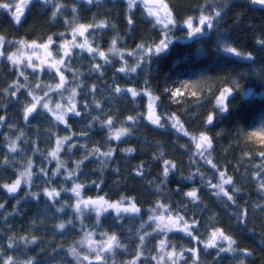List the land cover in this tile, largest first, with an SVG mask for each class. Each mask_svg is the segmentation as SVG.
<instances>
[{
    "label": "trees",
    "instance_id": "obj_1",
    "mask_svg": "<svg viewBox=\"0 0 264 264\" xmlns=\"http://www.w3.org/2000/svg\"><path fill=\"white\" fill-rule=\"evenodd\" d=\"M0 2H18L0 8L5 39L51 43L60 54L73 27L86 25L100 50L91 56L76 49L62 69L70 81L65 91L75 99L66 114L52 106L64 90L51 98L54 110L39 106L28 113L33 91L44 94L60 76L48 66L12 65L0 52V256L8 264H74L73 249L91 229L117 235L134 255L138 218L127 208L145 217L162 204L186 219L165 238L186 255L181 264H264L262 6L164 0L173 23H158L141 0L131 7L129 0ZM216 11L221 17L211 28L200 24L202 15ZM189 19L201 33L190 34ZM164 39L167 46L157 51ZM228 46L240 55L225 51ZM176 87L181 91L174 94ZM121 129L127 132L116 139ZM202 135L211 142L206 151L197 147ZM220 173L232 180L226 185L231 200L215 191ZM17 180V191L9 193L4 185ZM73 185L103 213L78 207ZM53 190L58 195L49 197ZM193 191L195 197L187 195ZM213 229L226 233L235 251L201 244ZM159 238L150 233L143 242L149 257Z\"/></svg>",
    "mask_w": 264,
    "mask_h": 264
},
{
    "label": "rangeland",
    "instance_id": "obj_2",
    "mask_svg": "<svg viewBox=\"0 0 264 264\" xmlns=\"http://www.w3.org/2000/svg\"><path fill=\"white\" fill-rule=\"evenodd\" d=\"M140 0H135L136 2H139ZM142 1V0H141ZM18 2H9V3H4V2H0V5L3 4H7L9 5V7L7 9L2 8V10H9L13 4H17ZM134 3V4H135ZM145 6V5H144ZM147 13L149 14V10H152L153 12H156L159 17L161 19L164 18L165 13L163 11V9L160 6H156V5H147L145 6ZM152 17H154L157 20V17L154 15H150ZM80 25H76L75 27H73V29L69 32L68 36H66L65 41L60 45V50L61 53L57 54V52H55V50H52L53 55L49 54L46 56V58H42L41 54L44 51L45 53H48V51L40 49V48H35L33 46L32 43H29L25 40H8L5 39L3 36L0 35V40H2V42H0V52L1 53H6L7 55V59L8 56H13L14 60L16 62H13V60H9V62L12 65H36L39 67H47L48 68H53V71H55L59 76H60V81L56 83V85H52L51 87L45 89L46 91H44V94H41L38 90L37 91H33L32 93V98H33V105L38 108L40 107H44L47 110H54L53 107H55V110H57L58 112H61L63 114H66L70 111H68L69 108H75L74 107V93L71 92H67L65 91L66 87H67V83H69V79L66 75V73L63 74L64 72V67H66V63H68V60L70 58V55L73 53L74 50L78 49L80 51H84V52H88L91 56L92 55H96V52H99L100 50L98 49V47L93 44L91 37L89 35V27H87V30L84 31L83 35L78 34V32L75 31V29H77ZM86 26V25H84ZM163 41H165V43L167 44L168 41L167 39H164ZM85 45V47H79L78 45ZM161 45V42L159 44V46ZM158 46V47H159ZM88 47H91L94 51L89 52L88 51ZM54 48V47H53ZM145 48V46H144ZM35 51H37V54L34 53ZM34 53V57L32 56ZM67 53V54H66ZM29 56H32L31 58H29ZM38 56V58H37ZM45 59H48V62H45ZM121 64H125V61L123 59L120 60ZM126 65V64H125ZM63 69V72H62ZM63 78V79H62ZM65 91L64 94H62V99H59L56 101V105L50 106V101L51 98L55 97L56 95H54L56 92L61 94V91ZM41 91V89H40ZM181 91V89L179 87H176L173 90L174 94H177ZM64 95V96H63ZM44 105H47V107H45ZM59 106V107H58ZM151 116L152 118L156 117V113L154 111L151 112ZM204 142L201 141V144H203ZM201 150H203L201 148ZM26 173H31L30 170H26V172L24 173V175H28ZM25 179V178H24ZM25 180H29V176L26 177ZM223 180H226V178L223 176V179L221 178V173L218 175V177L216 178V183L213 185L215 188L216 192H221L220 190V185L223 186L224 191L226 192V185L225 183H223ZM79 186V187H77ZM73 189L79 190L80 193L77 195V193H75L74 195L77 196L76 200H75V204H77L78 207H83L86 208L88 210H91L93 212H98V214H102L103 210L100 207L98 208V205L96 204V201H92L89 198H85L84 194L82 193L81 189L82 187L80 185H73L72 187H70V190L73 191ZM82 198H85V200L83 201ZM91 201L92 203H86ZM82 202L83 205H82ZM90 206V207H89ZM88 207V208H87ZM129 208V207H128ZM128 212H131L130 214V218H134L137 219V223L134 226V230L132 231L134 235H137V241L139 242L140 245H142L141 242H144L147 238V236L152 233V234H159L160 238L157 240V252H155L153 255H150V257H148L149 259L152 260L153 264H172V262L176 261L177 259H180L181 257H184V253L180 250L178 251H174L172 249V247H169L166 243L165 239L166 236L168 235V233H170L171 231H173V229H175L173 226L169 225L166 221H165V217L168 216V214L170 212H173V214L175 215H179L182 218V224L186 223V219H184V216L180 213H175L174 210H172L170 208L169 205L167 204H162L161 206L156 207L153 211V214L151 215H146L145 217H140L139 212H137L136 214L134 213V211H132V209H128ZM80 211V210H79ZM150 225V227H149ZM217 229H213L209 234L208 238L205 239L204 244L208 245L212 234L214 232H217ZM131 232V233H132ZM219 233V231H218ZM219 235V234H218ZM116 237L115 241H111L110 237ZM132 237V236H131ZM141 237H143V240H141ZM224 237H226V233L221 237H217L215 240V246L216 248H218V250L220 252H232V251H228L226 249L229 248V240L225 239ZM231 240V239H230ZM232 241V240H231ZM108 242H112V244L114 245V248L112 249V251H110L108 253V255H114L115 251H117V253L119 252H124L125 251V243H123L115 234H110L107 233L106 231L103 230H95V229H91V230H87L86 232H84L81 241H79L78 243V247L77 249H73V253L74 256H77L78 259V263L79 264H85V260H84V256H94L95 254H97L98 249H100L102 246H104L106 243ZM163 242V243H162ZM233 243L231 244V248H233ZM221 249H225L224 251H222ZM186 256V255H185ZM194 262H192L193 264Z\"/></svg>",
    "mask_w": 264,
    "mask_h": 264
},
{
    "label": "snow or ice",
    "instance_id": "obj_3",
    "mask_svg": "<svg viewBox=\"0 0 264 264\" xmlns=\"http://www.w3.org/2000/svg\"><path fill=\"white\" fill-rule=\"evenodd\" d=\"M26 2H27V0H22V3H26ZM87 2H88L89 4H91V3H93V0H87ZM252 2H253V3H258V4H261V5H264V0H252ZM134 3H135V0H129V6H130V7H131ZM145 3H147V0H145ZM0 7H3V8H5V9H7V8L9 7V5H7V4H3V5H0ZM160 7L163 9V11H164V13H165V16H164L163 19H161V18L159 17V15H158L156 12H153L152 10H149V15H154V16H156V17H157V22H158V23H164L165 20L167 21V23H173V20H172V13H171L170 10H168V6H167L166 4H162V3H161ZM21 15H22V12L20 11V5H17V14H15V22H16V23H20ZM219 17H221V13H220L219 11H216L215 14H214V16H203V15H202V16L200 17L199 22H200L201 25H205V24H206L207 27L211 28V27H212V22H213V20H215L216 18H219ZM128 23H129V24L132 23V19H131V18L128 19ZM186 24H187L188 28L191 29L190 34H197V33H201V32H202V28H201V27H193V24H192V20H191V19H189L188 21H186ZM103 26H105V25H100V27H103ZM87 27H91V26L80 25L77 29H75V31L78 32V34L83 35L84 31L87 30ZM0 42H2V40H0ZM115 43H116V42L113 41V44H115ZM260 43L264 44V41H260ZM78 46H79V47H82V48L85 47V45H83V44L78 45ZM166 46H167V45H166L165 41H161V45L157 48V51H162L163 48L166 47ZM44 47H46V45H45ZM141 47H142V46H141ZM224 50L227 51V52H230V53L236 54V55H240V53L237 51V49H235V48H233V47H230V46L226 47ZM88 51H89V52H92V51H94V50H93L91 47H88ZM149 51H150V50H149ZM66 54H67V53H66ZM99 55H100L101 57H104V53H103V52L99 53ZM104 58L107 59V57H104ZM248 58H251V56L249 55ZM8 59H9V60H13V62H16V61L14 60V57H13V56H8ZM98 67H99V66H97V68H98ZM135 70H136L135 68H132V69H131V71H133V72H134ZM120 71H124V69L121 68ZM21 74H22V73H21ZM62 79H63V78H62ZM116 91H117V92H120L121 89H120V88H116ZM128 91H131L132 94H133V96L137 95V93H136L135 91L131 90V89H129ZM13 94H14V93H13ZM218 103H219L220 106H221V111H225L226 109L223 107V94H222L220 100L218 101ZM44 106L47 107V105H44ZM58 107H59V106H58ZM34 110H35V106L33 105V107H30V108L27 109V112L30 113V112H32V111H34ZM68 111H73V109H72V108H69ZM76 114L79 115V113H76ZM0 119H3V117H0ZM57 119H61V120H62L63 117H62V116H58ZM128 119H129V120H133V117H129ZM157 122H158V121H155V120L153 121V123H157ZM207 122H208L209 124H211V123L213 122V117H212V116H209ZM107 123H108L109 125H111L112 121L109 120V121H107ZM174 126H175V125H174ZM126 132H127V129H121L120 132L116 135V139H119V138H120V135H122V134H124V133H126ZM200 140L203 141L204 143H203V144L198 143V144H197V147H198V148H202L204 151H206L208 148H211V142H210V140L208 139V137L202 135V136L200 137ZM12 150L15 151V148L13 147ZM53 155H55V153H53ZM106 155H111V153H110V152H109V153H106ZM262 155H264V154H262ZM208 162L211 163V161H208ZM166 163H167V162H166ZM213 166H214V165H213ZM173 167H174V166H173ZM26 174L30 175V173H26ZM165 174H167V168L165 169ZM221 178L223 179V173L221 174ZM20 182H21L20 180H17V181H15V182H14L13 184H11V185H4V187L7 189V191H8L9 193H15V192L17 191L19 185H20ZM223 183H225V184H230V183H232V180H231V178H228V179H226V180H223ZM77 187H79V186H77ZM219 187H220L221 192H224V195L228 196V199L231 200V199H232V196L229 195L227 192L224 191L223 186L220 185ZM262 187H264V185H262ZM73 191H76V189H73ZM54 194H55V195H58V193H55L54 190H53V191H50V192L47 193V195H48L49 197H52ZM78 194H79V193L77 192V195H78ZM187 195L190 196V197H195V196H196V193L193 191V192H189V193H187ZM102 199H103V198H101V200H102ZM86 203H92V202L89 201V202H86ZM0 207H3V205H0ZM132 211H137V209L133 208ZM181 219H182V218H181ZM60 227L63 228L64 225L62 224V225H60ZM218 234H219L220 236H223V233H218V231H217V232H214V233L212 234L211 240H210V242H209V246H210V247L215 246L214 243H212V242L216 240ZM224 238L229 240V248L226 249V250H228V251H235V249H232V248H231V244L234 243V241H231L230 238H228V237H224ZM110 240H111V241H115V240H116V237H115V236L110 237ZM141 240H143V237H141ZM162 243H163V242H162ZM108 247L110 248V247H111V244H109ZM221 250L224 251L225 249H221ZM190 251H195V249H190ZM97 258L100 259V257H97ZM85 259H87V257H85ZM5 264H8V262H5ZM29 264H30V262H29Z\"/></svg>",
    "mask_w": 264,
    "mask_h": 264
},
{
    "label": "flooded vegetation",
    "instance_id": "obj_4",
    "mask_svg": "<svg viewBox=\"0 0 264 264\" xmlns=\"http://www.w3.org/2000/svg\"><path fill=\"white\" fill-rule=\"evenodd\" d=\"M19 3H20V1H19ZM65 39H66V37L63 39L62 43L65 41ZM29 43H32L33 46L35 48H37V49L40 48V49H42V51L43 50L48 51V53H45L43 51L42 54H41L40 59L46 58V56L49 54V51H50V54L53 55V52H52L53 46L51 45V43H46V44L41 43L40 44V43H37V42H31V41ZM45 45H46V47H44ZM34 53L37 54V51H35ZM34 53L32 55L33 57H34ZM32 56H29V58H31ZM37 58H38V56H37ZM45 62H48V59H45ZM82 200L84 201L85 198H82ZM83 203L84 202H82V205H83ZM170 213H173V212H170ZM179 217H180V223L178 225L169 224V225H171V226H173L175 228L173 230H178V229H181V228H184L185 227V223L182 224L181 216H179ZM165 221H166V217H165ZM217 237H220V235H217ZM165 241H166L167 245L169 247H172V249L175 252L178 251V250L182 251L179 248L176 249L173 244L172 245L169 244V242L167 240H165ZM141 243H142V245H140L139 242L137 241L136 251H135L134 255H130V253L127 251V245H125L126 248H125V251L124 252L117 253V251H115V254L114 255H108V253L110 251H112V249L114 248V245L112 244V242H108L104 246H102L100 249H98L97 254H95L94 256H86L85 255L84 256L85 264H141V263L147 264V261L149 260V258H148L149 256L147 254V250L144 247L145 245L143 244V242H141ZM200 243L201 244H204V241H201ZM212 243H214V245H215V241H213ZM109 244H111V247L110 248L108 247ZM205 246H207L208 249L210 248V250L216 249L217 252L219 251L218 248H216V246L210 247L209 244L208 245H205ZM156 252H157V250H156ZM220 253H223V252H220ZM215 256H217V254ZM85 257H87V259H85ZM97 257H100V259H98ZM12 259H14V261L17 260V258H12ZM184 259H186V256L185 255H184V257H181L180 259H177L176 261L172 262V264H181L182 260H184ZM0 260L2 261V264H5V262L8 259L4 255H2V256H0ZM73 261H74V264H79L78 263L77 256H73ZM151 264H153L152 263V260H151ZM193 264H195V263H193Z\"/></svg>",
    "mask_w": 264,
    "mask_h": 264
},
{
    "label": "water",
    "instance_id": "obj_5",
    "mask_svg": "<svg viewBox=\"0 0 264 264\" xmlns=\"http://www.w3.org/2000/svg\"><path fill=\"white\" fill-rule=\"evenodd\" d=\"M145 5H156L160 6L161 3L164 4V0H147V3H145V0H142ZM259 6H262L264 8V5L258 4ZM166 221L168 224H174L178 225L180 223V217L178 215H175L173 213H169L166 217Z\"/></svg>",
    "mask_w": 264,
    "mask_h": 264
}]
</instances>
